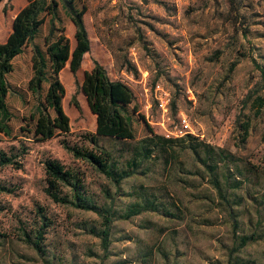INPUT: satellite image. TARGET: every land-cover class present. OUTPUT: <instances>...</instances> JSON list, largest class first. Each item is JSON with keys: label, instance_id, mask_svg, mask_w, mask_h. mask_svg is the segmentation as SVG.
Instances as JSON below:
<instances>
[{"label": "rangeland", "instance_id": "374dc122", "mask_svg": "<svg viewBox=\"0 0 264 264\" xmlns=\"http://www.w3.org/2000/svg\"><path fill=\"white\" fill-rule=\"evenodd\" d=\"M24 2L0 1V40ZM76 3L85 7L82 17L90 46L74 72L68 61L58 71L68 131L35 140L19 129L34 101L26 88L29 44L14 56L6 74L11 135L0 132V149L20 166L0 165V183L11 187L0 191V264H233L234 259L264 264V105L254 112L251 98L246 99L247 94L264 93V0ZM58 16L71 48L73 24L60 5ZM46 28L47 18L35 41L41 43ZM92 59L131 88L132 139L98 136L96 145L89 141L95 118L79 83ZM157 94L166 99L164 108L158 106ZM244 118L249 129L240 142L238 122ZM62 138L108 150L119 168L131 159L132 173L116 187L65 149ZM187 141L221 149L207 159H218L213 173L220 192ZM144 147L150 155L141 158ZM47 156L76 170L84 193L112 210L106 249L88 231L89 225H101L98 213L55 202L45 193L42 160ZM61 189L67 191L64 185ZM139 196L156 199L167 212L143 210L120 217L126 204ZM37 207L49 219L42 237L44 252L21 238L22 231L31 234L38 226ZM250 232L259 237L231 251L234 234Z\"/></svg>", "mask_w": 264, "mask_h": 264}, {"label": "trees", "instance_id": "16d2710c", "mask_svg": "<svg viewBox=\"0 0 264 264\" xmlns=\"http://www.w3.org/2000/svg\"><path fill=\"white\" fill-rule=\"evenodd\" d=\"M1 1V0H0ZM61 6L64 13L73 24L74 44L70 48L68 38L64 33L61 19L58 16V6ZM84 4L77 5L76 0H25L14 13L10 29L6 36L0 40V132L10 136L11 127L9 121L12 113L6 102V95L9 91V82L6 74L12 70V59L22 52L25 45H30V67L31 74L26 81V88L32 94L34 101L31 110L28 112L25 122L19 129L27 138L35 140L52 137L59 133H65L69 129L68 116L64 112L61 98L64 93L62 82L58 78V71L68 61L69 69L74 72L80 65L84 52L89 50V38L83 22ZM47 18V28L42 35L41 43L35 41L40 25ZM232 62L230 68H232ZM131 65L129 64V67ZM135 70V67H130ZM260 71L262 70L259 64ZM79 87L84 94L89 110L94 114V130L88 133V139L97 144L98 136H109L118 139H132L134 131L132 119L135 107L129 105L133 99V93L129 85L121 79L111 78L105 67L96 59H92V65L82 71V78ZM254 112H258L264 105V93H256L253 96L246 95ZM72 103L78 107L77 100L73 95ZM238 133L240 142H243L248 134L249 121L247 118L238 122ZM61 145L70 151L74 157L81 158L92 165L96 170L109 178L118 187L121 178L132 173L133 161H126V166L119 168L111 159L108 150L98 148H86L76 144H69L65 139L60 140ZM196 145L193 141H187L186 145L192 153L199 158L202 164L207 166L211 174L210 181L217 191L220 192V183L213 173L218 159L207 162V159L218 154L219 148L208 143L199 141ZM199 147V151H198ZM202 153V156L200 155ZM150 155L149 147H144L140 157ZM10 163L15 167L20 162L13 158V155L6 154L0 149V165ZM44 171V191L55 202L70 204L75 207L90 209L101 217V225L88 226V231L100 238L101 246L106 249L109 243L110 221L112 210L109 206L98 205L89 195L84 193L83 182L76 170L66 167L57 158L47 156L42 160ZM67 187L63 192L61 186ZM11 190L0 183V191ZM143 210L161 211L160 205L154 198L139 196L130 201L120 217L128 218ZM39 216L38 226L31 234L22 231L21 238L38 252H44L42 246L43 232L49 223L48 217L40 207L36 209ZM236 221H232V230L236 228ZM235 243L231 251L237 250L248 241L255 240L259 234L235 233ZM233 264H248V259H234Z\"/></svg>", "mask_w": 264, "mask_h": 264}, {"label": "built area", "instance_id": "2783aa9c", "mask_svg": "<svg viewBox=\"0 0 264 264\" xmlns=\"http://www.w3.org/2000/svg\"><path fill=\"white\" fill-rule=\"evenodd\" d=\"M157 104L160 108H164L166 105V99L164 97H162L160 94L155 95Z\"/></svg>", "mask_w": 264, "mask_h": 264}, {"label": "crops", "instance_id": "0c3cea01", "mask_svg": "<svg viewBox=\"0 0 264 264\" xmlns=\"http://www.w3.org/2000/svg\"><path fill=\"white\" fill-rule=\"evenodd\" d=\"M24 4V3H23Z\"/></svg>", "mask_w": 264, "mask_h": 264}]
</instances>
